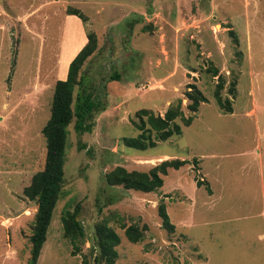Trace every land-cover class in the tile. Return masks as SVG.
Here are the masks:
<instances>
[{
  "label": "rangeland",
  "instance_id": "1",
  "mask_svg": "<svg viewBox=\"0 0 264 264\" xmlns=\"http://www.w3.org/2000/svg\"><path fill=\"white\" fill-rule=\"evenodd\" d=\"M88 31L98 42L88 77L106 108L91 131L68 125L62 193L37 264H96L100 223L119 236L115 264H264V0H0V264H29L37 203L23 188L44 166L54 86ZM213 67L231 111L215 99ZM188 83L206 97L195 112ZM179 98L192 116L176 119L179 134L145 149L124 143L139 133V109L163 115ZM171 158L187 162L150 192L106 182L116 166L149 171ZM77 205L85 235L75 249L61 218ZM132 224L144 232L137 242L124 234Z\"/></svg>",
  "mask_w": 264,
  "mask_h": 264
},
{
  "label": "trees",
  "instance_id": "2",
  "mask_svg": "<svg viewBox=\"0 0 264 264\" xmlns=\"http://www.w3.org/2000/svg\"><path fill=\"white\" fill-rule=\"evenodd\" d=\"M68 13L77 15L83 21L86 20L85 15L77 9H70ZM86 37V43L70 60L65 78L58 79L54 86L51 115L42 129L46 139L44 166L32 175L30 183L23 188L24 194L37 203L35 220L29 236L31 242L29 264H37L46 241L54 207L62 193L68 125L74 119L75 129L78 132L91 131L92 115L106 108L101 93H96L93 88L86 66L97 49L96 32L88 31ZM211 71L219 78L214 89L215 99L223 110L231 111L230 100L223 99L220 93L224 85L222 76L218 74V69L215 67L211 68ZM119 77V72L115 71L109 75L108 79L119 80ZM187 87L185 91V96L189 100L187 107L195 112L200 103L206 101V97L194 83H188ZM136 115L138 121L132 120V123L139 133L134 137H124V143L138 149L154 146L160 140L179 134L181 125L176 122V119H180L184 125L190 124L192 120L191 115H185L180 98L175 104H170L163 115L155 114L148 108L139 109ZM186 162L187 159H163L149 171H128L123 166H116L105 174V178L109 185L121 184L126 189L150 192L163 185V175L167 174L169 167L179 168ZM200 181L198 180L197 183L200 184ZM158 212L162 218V226L172 231L174 225L163 203L158 204ZM78 214L79 206L77 205L72 211L65 210L61 218L65 236L70 239L75 249H78V242L85 235L84 226L77 218ZM95 231V237L90 244L95 263L115 264L118 256L116 250V245L119 244L118 234L105 223L96 225ZM124 234L130 242H137L143 238L144 232L137 225L132 224L124 228ZM82 264H85V258Z\"/></svg>",
  "mask_w": 264,
  "mask_h": 264
},
{
  "label": "crops",
  "instance_id": "3",
  "mask_svg": "<svg viewBox=\"0 0 264 264\" xmlns=\"http://www.w3.org/2000/svg\"><path fill=\"white\" fill-rule=\"evenodd\" d=\"M262 237V235H260Z\"/></svg>",
  "mask_w": 264,
  "mask_h": 264
}]
</instances>
